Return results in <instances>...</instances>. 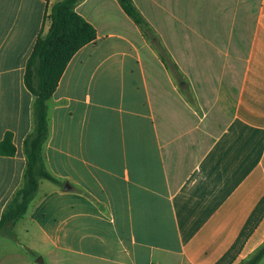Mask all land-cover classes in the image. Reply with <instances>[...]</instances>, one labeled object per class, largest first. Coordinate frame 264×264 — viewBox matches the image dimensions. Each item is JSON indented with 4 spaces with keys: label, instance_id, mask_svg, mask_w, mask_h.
I'll list each match as a JSON object with an SVG mask.
<instances>
[{
    "label": "crops",
    "instance_id": "1",
    "mask_svg": "<svg viewBox=\"0 0 264 264\" xmlns=\"http://www.w3.org/2000/svg\"><path fill=\"white\" fill-rule=\"evenodd\" d=\"M60 1L0 0V142L11 133L16 147L0 154V220L23 185L35 126L27 64ZM217 1L133 0L152 24L156 15L201 16L187 26L185 54L169 44L165 75L171 83L182 70L199 101L231 114L196 136L205 113L169 139L164 112L178 115L179 91L143 57L147 44L132 39L140 28L118 0L77 5L98 36L48 103L44 155L60 185L40 182L13 229L25 240L20 259L4 249L0 264H245L264 244V0H240L231 26L217 24Z\"/></svg>",
    "mask_w": 264,
    "mask_h": 264
},
{
    "label": "trees",
    "instance_id": "2",
    "mask_svg": "<svg viewBox=\"0 0 264 264\" xmlns=\"http://www.w3.org/2000/svg\"><path fill=\"white\" fill-rule=\"evenodd\" d=\"M49 2V0H43ZM84 0H62L52 7L49 19L51 26L45 37L37 40L33 53L28 61L25 84L35 97L34 131L25 141L27 166L22 187L7 206L0 220V236L15 238L13 229L28 212L31 203L37 196L42 180L60 185L46 167L44 148L50 136L49 101L55 93L66 68L76 53L97 39V30L76 11L78 4ZM126 15L152 38L158 37L151 29L149 22L138 10L133 0H118ZM164 64L170 66L166 55L161 49ZM0 154L14 156L16 147L11 133L6 134L0 142ZM264 259V244L245 262L259 264Z\"/></svg>",
    "mask_w": 264,
    "mask_h": 264
},
{
    "label": "rangeland",
    "instance_id": "3",
    "mask_svg": "<svg viewBox=\"0 0 264 264\" xmlns=\"http://www.w3.org/2000/svg\"><path fill=\"white\" fill-rule=\"evenodd\" d=\"M238 2L240 0H221L220 2L217 1L215 7V11L217 14H214L213 16L218 20L217 24L222 22L225 23L227 26H231L233 24V12L234 8L238 7ZM245 2V0L243 1ZM226 6L222 10L219 9L220 7ZM234 5H236L234 7ZM227 14H224L225 11ZM211 16V17H213ZM197 17L201 16H189L187 15H179L177 16H171V15H161V16H152L155 20V24L149 23L151 29L153 30L154 34L158 37V40L153 41L152 38L146 36L142 30L141 35L136 34L132 39H134L139 46H143L145 43L147 44L142 49L143 57L147 60V62L150 64V66L158 73L160 72L162 75V79L164 82V87L166 86L170 90V86L177 87L179 94V101H180V108L178 115H171L167 112H164V120H163V127H161L162 134L164 135L165 139H169L171 136H174L176 133L183 134L186 131H190V129L197 124L200 119H203L205 115L207 114V120L205 121V124L201 126V128H198L196 131H193L192 134L202 135L204 130L205 132H210V129L212 131L213 128L210 127L209 122H212L214 119H228L230 117V112H224L219 111L218 109H215L216 107L214 105V99H212L214 96L211 97V103L210 105H207V102H203L202 99L204 96L197 95L196 92L193 89V86L191 83L188 82V79L186 75L183 73V71L177 72V80L172 79L171 83L166 77L165 72L169 71L171 67L167 66L166 64L162 65L159 56L162 54L161 49L163 48V52L166 56L171 55L170 53V47L169 44H172L175 46V49L179 51V54H185L186 53V39L188 34L187 26L190 24V22H193L192 19H194L195 24H197ZM241 17L243 18V21H247L249 23V15L242 14ZM144 18L147 20V16H144ZM148 21V20H147ZM221 24V23H220ZM231 24V25H230ZM155 25V26H154ZM137 26V25H136ZM223 26V25H222ZM138 27V26H137ZM158 28V30L156 29ZM216 31V30H215ZM213 32V29L211 30V36H215V39L218 41L220 37H217L216 32ZM228 38V37H227ZM167 59V58H166ZM183 67V70H186V63H183L180 65ZM172 69H174L172 67ZM168 72V73H169ZM170 74V73H169ZM165 87V88H166ZM222 101L223 97L221 96ZM205 107V111L203 108ZM207 107H211L209 110H207ZM206 113V114H205ZM165 122L168 124V126L165 125ZM208 122V125H207ZM174 124L173 126H171ZM21 227V226H20ZM8 232H5L3 235L0 236V252H2L4 249L8 250L9 253H13L15 261L18 262L20 259V255H18L21 250L20 246L24 245L20 241H25L23 236L21 235V231L16 229L14 231L15 238L7 236ZM21 244H20V243ZM25 246V245H24ZM11 257V256H10ZM32 259L35 261H38L37 257L34 255L29 254L28 261H32ZM25 263V260L22 261V264ZM41 263V262H40ZM264 264V260L260 263Z\"/></svg>",
    "mask_w": 264,
    "mask_h": 264
},
{
    "label": "water",
    "instance_id": "4",
    "mask_svg": "<svg viewBox=\"0 0 264 264\" xmlns=\"http://www.w3.org/2000/svg\"><path fill=\"white\" fill-rule=\"evenodd\" d=\"M68 189H70V186L69 185L66 186V190H68Z\"/></svg>",
    "mask_w": 264,
    "mask_h": 264
}]
</instances>
